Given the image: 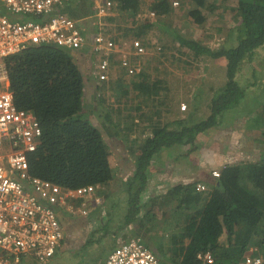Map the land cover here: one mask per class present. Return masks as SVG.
<instances>
[{
    "label": "trees",
    "instance_id": "16d2710c",
    "mask_svg": "<svg viewBox=\"0 0 264 264\" xmlns=\"http://www.w3.org/2000/svg\"><path fill=\"white\" fill-rule=\"evenodd\" d=\"M87 1L91 3L93 13V2ZM115 1L120 13L130 11L131 16L136 14L138 0ZM191 1L198 7L211 10L212 3H207L206 0ZM235 4L239 22L230 29L224 40L226 43L218 48H211L180 33L173 34L174 40L190 51L186 54L187 57L197 62L202 61L200 56L212 60V68H208L209 74H212L217 63L223 66V82L217 83L215 87L207 76V83L203 81L205 85L210 83L209 87L213 91L205 110H202L209 113L205 118L196 116L198 105L184 115L176 112L173 108L178 103V98L176 103L167 98V85L161 86L163 81L159 78L150 84L145 79L140 80V77L143 78L142 74L130 79L131 88L134 86L138 90L136 98L143 96L141 100L149 99L163 106L170 120H164L163 123L158 121L161 123L153 125L150 136L139 144L138 138L134 139L132 145L138 147L140 152L135 156L136 169L132 177L134 183L130 181L126 187L129 210L124 225L131 218L136 219L139 213L146 169L156 152L174 143L193 142L198 133L216 125L219 117L227 115L238 104L247 101L249 93L251 108L260 103L264 106V94L260 99L253 96L254 82L245 84L240 81L242 72L255 76L264 70L261 63L264 60V0H235ZM166 5L159 0L151 3L149 9L157 16H163L169 9ZM201 8L193 7L189 12L197 24L204 20ZM106 18L112 17L104 16ZM136 21V18L132 20L134 23ZM143 23L146 21L141 22ZM149 26L151 23L147 22L131 28L133 36L140 40L144 48L154 45L155 49H160L161 42H151ZM127 35L124 28L121 31L122 37L112 36V39L121 44ZM76 56V52L63 47L41 44L29 46L18 55L10 56L6 62L9 89L14 103L21 109L33 110L42 127L41 144L29 159L30 172L33 176L51 180L69 189L97 183L107 185L113 177L112 151L96 122L82 110L86 74ZM248 64L252 67L245 68ZM199 79L203 80L201 76ZM105 85L103 81L99 87L116 90L121 84L112 79L109 86ZM192 102H195V98ZM189 105L188 102V107ZM131 142L133 143V138ZM208 186L206 197L196 192L201 203L200 207H196L198 210L184 212L179 217L183 220L177 235L160 237L161 241L154 249L143 239L160 261L163 260L159 255L172 263L203 264L197 254L209 251L214 259L212 264H237L248 250L264 253V160L225 165L220 176ZM191 189L195 191L194 186L190 189L180 187L175 195L179 194L185 201L190 196ZM222 235H225V242L220 241ZM186 239L187 242H184Z\"/></svg>",
    "mask_w": 264,
    "mask_h": 264
},
{
    "label": "built area",
    "instance_id": "2783aa9c",
    "mask_svg": "<svg viewBox=\"0 0 264 264\" xmlns=\"http://www.w3.org/2000/svg\"><path fill=\"white\" fill-rule=\"evenodd\" d=\"M93 2L97 29L92 35V52L97 56L92 76L106 81L109 57L118 53L119 64L128 73L135 65L130 55L146 53L140 40L113 41L100 17L107 15L111 0ZM71 0H0V264H49L58 251L64 230L58 213L86 215L84 201L104 184H88L74 189L33 176L29 157L41 141L42 130L33 111L16 106L9 89L7 59L32 45L53 44L76 50L87 44V32L80 23L63 12ZM149 17L154 16L150 12ZM132 50V51H131ZM187 105L181 103L180 109ZM218 176V171H213ZM197 189H203L198 185ZM96 202L101 197H95ZM140 236H131L115 246L94 264H168L157 258ZM203 264L213 262L209 251L198 253ZM237 264H264V253L248 250Z\"/></svg>",
    "mask_w": 264,
    "mask_h": 264
},
{
    "label": "crops",
    "instance_id": "0c3cea01",
    "mask_svg": "<svg viewBox=\"0 0 264 264\" xmlns=\"http://www.w3.org/2000/svg\"><path fill=\"white\" fill-rule=\"evenodd\" d=\"M63 12L75 19H81L87 32V44L78 50H73V53L76 52L77 62L86 74L82 110L88 118L96 122V126L110 148L109 150L112 151L113 177L105 187L98 190L97 194L103 197L101 203H95L92 199L84 201L86 208L89 209L88 215L58 213L63 226L64 237L57 256L50 263L56 257L62 256V253H69L72 250H78V248L85 250L84 247L88 245L91 247L85 250L86 253L104 245L102 255L104 254L103 257H105L115 245L135 235L143 237L149 247L154 249L159 245L160 237L165 238L179 233L178 227L183 220L179 217L182 213L195 211L198 210L196 207H200L199 197L192 189L190 196L186 197L185 201L179 194L175 195L180 187L190 189L197 182H202L208 186L215 180L211 176L212 170H222L225 165L239 164L243 161L264 160V106L262 107V103H260L255 108H251L252 100H250L251 94H249L247 101L238 104L227 115L219 117L215 126L198 133L193 142L188 144L174 143L170 146H164L156 152L146 169V182L141 194L140 203L142 205L139 213L136 215V219L131 218V221L124 225L127 221V213H121L118 203L122 199V192L126 193V187L130 181L134 183L132 176L136 169L135 156L140 152L138 147L131 145L134 144L136 138L139 139L137 142L139 144L141 140L150 136L152 126L163 123L164 120H161L163 115L158 114L153 119V115H148L144 110V105L141 103L145 102L143 100H140L141 108L138 106L137 111L133 110L135 111L133 112V123L132 121L126 122V126V123L116 120V113L114 114L113 110L109 115H102L103 108H100L99 102L95 99L97 84L89 74V68L92 63L94 64L95 59L91 52V39L97 29L96 19L91 16V3L87 0H71ZM221 71L222 74L225 73L224 69ZM208 72L209 69L205 75H208ZM179 89L181 90V88ZM197 90L190 96L191 100L196 98ZM190 91L189 89L187 92H182L179 102L184 100L187 104L190 103L189 100H185L186 94ZM133 92H138L134 86ZM103 96L105 97V94ZM188 109L186 113H188ZM162 110L168 117L163 106L158 112H162ZM174 110L180 112L179 105H175ZM208 114L206 111L200 112L199 109L196 111V116L201 119ZM111 117L113 119L112 124L116 123L117 125L118 134L112 129L111 123L109 124ZM140 134L147 135L142 139ZM132 138L133 143L131 142ZM107 187L109 190L105 192ZM98 205L102 206L100 210L96 209ZM99 226L111 227L105 229L104 232L95 233ZM159 257L167 263L175 264L170 262L168 258L166 261L163 259L164 257L160 255Z\"/></svg>",
    "mask_w": 264,
    "mask_h": 264
},
{
    "label": "rangeland",
    "instance_id": "374dc122",
    "mask_svg": "<svg viewBox=\"0 0 264 264\" xmlns=\"http://www.w3.org/2000/svg\"><path fill=\"white\" fill-rule=\"evenodd\" d=\"M111 1L113 2V5H111L110 12L106 16L112 18L104 19L103 17V20L105 29H107L112 36H121V31L126 28L128 35L125 40L127 42H131V40L135 37L133 36V30H131V28L148 22L151 23V26H149L148 29V32H150L151 42L156 44L161 42L160 44L162 46H160V49H155L153 45L152 47H148L146 53L133 57V62H136V64L139 65L138 68L142 70L141 74L143 75V78L141 79H145L149 84L153 83L154 79L159 78L162 80L163 82L161 83V86L164 84L167 85L168 88L167 98H170L175 103L178 98V103H174L175 105L179 104V99L182 97L181 93H184L185 90L187 91V89L190 88L191 91L186 94V98L184 97L185 100L187 99V101H190L189 104L191 106L189 105L188 112L192 107H195V105H198L200 112H202V109L205 110L208 98L211 96L213 91H211L212 87H209L211 84L209 83L205 85L203 81L207 83L205 80L207 79L205 72L208 68H212V60L204 58V56H200L202 61L197 62V60L195 61L192 58L187 57L186 54L190 53V51L181 47L178 42L174 40L173 34L180 33L185 37L192 38L195 41L197 40L211 48H218L223 45L222 43H226L224 40L227 38L230 29H232L233 26L235 24L237 25L239 22V17L234 9V6L236 5L235 0H206L207 3H212L211 10L208 9L209 12L205 7L201 8L198 7L197 4L193 5L191 0H160L162 4H167L166 6L169 8L168 12L163 14V16H157L155 13L152 18L148 15V13L152 11L149 9V6L151 3L158 2L159 0H138L137 11L136 14L133 13V16L130 15V11L127 13H120L118 10L119 5L115 0ZM97 2L101 3L102 0H97ZM193 7L198 9L201 8L200 11L204 16V20L200 24L195 23L193 16L189 14ZM134 18L137 19L136 23L132 22ZM142 21H146V23L141 24ZM261 63L263 66L264 60H261ZM217 64L216 65L218 67L214 65L215 69L212 74L209 75L210 81L215 84V87L217 83L223 82L221 79H225V73L222 74L223 72H220L221 64ZM250 67H252L250 64L245 66V68ZM91 69H96V66L93 65ZM200 76L203 80L199 79ZM135 77L136 76L120 79L119 77L114 78L113 80L118 79V83L123 85H119L116 90L110 88V90H108L107 88L106 97H95L97 102H99L100 108H103L102 115H109L111 110H113V113H116L115 118L117 121L123 123L132 121L133 123V112L138 110V106L141 108V105H139L141 99H137L136 93L133 92L132 89L125 87V85L129 83L130 79H135ZM110 81H107V86L110 85ZM240 81L245 84L254 82L255 92L253 96L261 98L260 93L264 91V70L258 74L256 73L255 76H250L247 72H242L240 74ZM179 88H181V90ZM99 89L103 91L106 87L100 86ZM196 90L198 96L195 98V102L193 103L190 96ZM162 93L163 92L161 91V94ZM104 103L106 104L105 106L103 105ZM141 103L144 105V110L147 114L153 115V119H155L158 114H161L163 115L161 120H170L168 119L169 117H166L164 110H162V112H158L161 106L157 103L152 102L149 99ZM175 105L173 109H175ZM170 117L173 118V116ZM128 119L130 120L128 121ZM112 122L113 119L111 117L109 119V124L111 123L112 129L115 130L116 134H118L117 125L116 123L112 124ZM131 135L133 136V134ZM146 135L147 134H140L142 139ZM137 141H139V139H137ZM108 190L109 187L105 189V192ZM126 193L127 195H125ZM126 193L124 191L122 192V199L120 200V203H118L122 214H126L129 210L128 191H126ZM141 205L142 203H139V206ZM145 207H147L146 204ZM101 208L102 206L100 205L96 206L97 210H100ZM109 227L111 226H99L97 230H95V233L104 232L105 229H109ZM220 238L221 242H225V235H222ZM90 247L91 245H88L84 248L87 250ZM102 249H104V245L100 247L98 246L95 250L86 253L84 249L82 250L81 248H78V250L75 249L69 253H62V256L56 257V259H54V261L50 264H92L93 261H98L99 258L103 257L104 254L102 255ZM33 264L38 263L34 262Z\"/></svg>",
    "mask_w": 264,
    "mask_h": 264
},
{
    "label": "clouds",
    "instance_id": "9594fccd",
    "mask_svg": "<svg viewBox=\"0 0 264 264\" xmlns=\"http://www.w3.org/2000/svg\"><path fill=\"white\" fill-rule=\"evenodd\" d=\"M192 2V1H191ZM194 5V4H193ZM92 7H93V5H92ZM236 11V10H235ZM93 12H94V10H93ZM110 12V8L108 9V12H107V15H108V13ZM112 12V11H111ZM152 12V11H151ZM150 13V12H149ZM148 13V14H149ZM154 15H155V13H154ZM91 16L94 18V19H96V22L98 21V18L97 17H94V15H93V13L91 14ZM106 16V15H105ZM103 17L104 16H102V17H100V20H102L103 22H104V20H103ZM73 18V17H72ZM75 19V18H74ZM76 20H79L80 21V23L82 24V21H81V19H76ZM236 25V24H235ZM107 31V33L109 34V36L111 37V39H112V35L109 33V31L108 30H106ZM88 39V38H87ZM135 39V38H134ZM134 39H132V40H134ZM131 40V41H132ZM91 41H92V39H91ZM114 41V40H113ZM88 42V41H87ZM122 42H124V41H122ZM125 42H127L126 40H125ZM118 43V42H117ZM128 43V42H127ZM122 44V43H121ZM120 44V45H121ZM91 45H92V42H91ZM76 50H78V49H76ZM146 50H147V48H146ZM72 52H73V50H71ZM132 51V50H131ZM91 52H92V49H91ZM92 54L95 56V59H94V64L92 63L91 64V66H90V68H89V74H90V76H91V78H92V80L97 84L96 85V88H95V93H96V97L98 96V97H104L103 95L105 94V97H106V95H107V87H106V89L105 90H100L99 89V85L103 82H97L96 80H94V78H93V76H92V66L93 65H95L96 63H97V61H98V58H97V56L92 52ZM119 54L118 53H115V54H113L112 56H110L109 57V71H108V78H107V80L106 81H104L105 83H106V85L105 86H107V81L109 80V79H114V78H117V77H119V78H125V77H134V76H136L137 74L139 75V74H141V71L142 70H140V68H138L139 67V65L138 64H136V62H133V57L134 56H139V55H134V53H133V55L131 54L130 55V59H131V62H133V64L135 65V70H134V72L133 73H128V72H126L125 70H124V68L123 67H121L120 66V62H119ZM221 69H223V66H221ZM117 71V72H116ZM206 72H207V70H206ZM209 75H211V74H208V75H206L207 76V78L209 79V81H210V78H209ZM142 77H140V80H142L141 79ZM116 80H118V79H116ZM121 85H123V84H121ZM126 87L127 88H129V89H132L131 88V86H130V83H128V84H126ZM108 90H110V89H108ZM133 90V89H132ZM259 93V92H258ZM261 94V96L260 97H262L263 96V94H264V91L262 92V93H260ZM108 97V96H107ZM256 99H260L258 96H256L255 97ZM140 99H142V97H140ZM181 103H185L186 105H187V108H186V110H184V111H182L181 109H180V105H181ZM179 111H180V114H185L186 113V111H187V109H188V104L186 103V102H184V100H182L181 102H179ZM28 111H33V110H28ZM33 113H34V111H33ZM34 115L36 116V114L34 113ZM36 118H37V116H36ZM38 119V118H37ZM38 121H39V119H38ZM219 121V120H218ZM39 123H40V121H39ZM40 126H41V123H40ZM215 126V125H214ZM213 127V126H212ZM211 128V127H210ZM41 130H42V127H41ZM41 140H42V135H41ZM39 144H41V141H40V143ZM38 144V145H39ZM37 148H38V146H37ZM36 148V149H37ZM109 148V147H108ZM110 149V148H109ZM35 152V151H34ZM33 153V152H32ZM32 153L30 154V157H31V155H32ZM30 157H29V159H30ZM213 171H218L219 172V175L218 176H213ZM220 173H221V170H212L211 171V176L216 180L219 176H220ZM214 180V181H215ZM198 185H203L204 186V188L203 189H197L196 187L198 186ZM106 185H104L103 187H105ZM194 189H195V192H197V193H199V194H201L203 197H206V194H207V192H208V190H209V186H206V184H204V183H202V182H197V183H195L194 185ZM102 187V188H103ZM101 188V189H102ZM69 189V188H68ZM98 193V191H96V194H94V195H92V196H90V197H86V198H84V199H80L79 198V200H78V206H76V208L77 209H79V208H81V202H83V201H85L86 202V200H88V199H92V201L93 202H95V203H101L102 201H103V197L100 195H98L97 194ZM96 196H99V197H101V201L100 202H96L95 201V197ZM85 202H84V204H85ZM199 205H201V203H199ZM85 207H86V205H85ZM87 209V208H86ZM88 210V213L86 214V215H88L89 214V209H87ZM76 215H82V214H79V211H78V213L76 214ZM86 215H84V216H86ZM138 236H140V235H138ZM63 237H64V235H63ZM141 237V236H140ZM142 239H144L143 237H141ZM63 240V239H62ZM127 241V240H126ZM122 242H124V241H122ZM122 242H120V243H118L117 245H119V244H121ZM62 243H63V241H62ZM117 245H115V246H117ZM61 246V245H60ZM114 246V247H115ZM113 247V248H114ZM60 248V247H59ZM59 250V249H58ZM110 250H112V249H110ZM58 252V251H57ZM57 252H56V254L53 256V258L55 257V256H57ZM110 252V251H109ZM108 252V253H109ZM107 253V254H108ZM198 253H200L201 254V252H198ZM211 253V252H210ZM52 258V259H53ZM100 259H102V258H100ZM213 261H214V259H213ZM51 262V261H50ZM50 262H49V264H50ZM162 262H165V261H162ZM165 263H167V262H165ZM213 263V262H212ZM212 263H210V264H212ZM94 264V263H93ZM168 264H170V263H168Z\"/></svg>",
    "mask_w": 264,
    "mask_h": 264
}]
</instances>
